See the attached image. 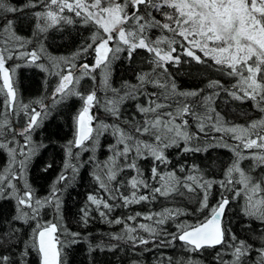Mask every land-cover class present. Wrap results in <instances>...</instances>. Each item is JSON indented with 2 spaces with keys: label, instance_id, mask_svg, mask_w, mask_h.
Returning <instances> with one entry per match:
<instances>
[{
  "label": "snow or ice",
  "instance_id": "snow-or-ice-1",
  "mask_svg": "<svg viewBox=\"0 0 264 264\" xmlns=\"http://www.w3.org/2000/svg\"><path fill=\"white\" fill-rule=\"evenodd\" d=\"M22 67L43 76L27 101ZM243 102L258 115L220 110ZM0 153V264H69L81 242L82 264L149 246L173 250L154 264H264V0H0ZM88 166L93 190L66 217ZM34 168L54 171L44 195ZM141 202L160 207L113 217ZM94 218L122 227L94 239Z\"/></svg>",
  "mask_w": 264,
  "mask_h": 264
},
{
  "label": "trees",
  "instance_id": "trees-1",
  "mask_svg": "<svg viewBox=\"0 0 264 264\" xmlns=\"http://www.w3.org/2000/svg\"><path fill=\"white\" fill-rule=\"evenodd\" d=\"M14 2H21V0H14ZM19 30L22 32V34H31L30 33V24L28 21H22L19 25ZM155 31V30H154ZM54 35L57 36V41L55 45L53 46L54 51H59L61 53H66L67 49L64 47L65 45H68V48H71L70 40L72 37L76 35V32L73 30L71 33V36L68 35V33H64V39L60 40L59 36L60 33H54ZM18 74L20 75V78L22 79L23 88L22 93L27 101L28 99H32L38 95H40L43 92V76L41 75L40 71L38 69H32V68H21L18 69ZM125 73L122 70H118L116 74V80L118 81L121 76H124ZM52 79V78H50ZM227 79V78H225ZM178 80L184 85V86H191L194 81L191 76H184V73L181 72L178 74ZM241 102H236L237 105H239ZM220 110L224 113H228V118L230 120H235L236 122L243 123L247 119V117L244 115V113L248 112L249 115L255 117L258 115L257 112H249V103L243 102V106L235 109L233 105L229 104L227 107H225L223 104L220 105ZM49 132L53 133L55 137H63L65 133H68V121H67V113H65L64 116L58 117L57 121L54 122L49 126L48 129ZM216 135H219L217 133ZM62 142V141H61ZM171 152V150H169ZM51 153L49 152L46 154L42 159H47L48 156H50ZM88 153H84V159L87 160ZM213 157V161H215V158L217 156H220L221 159H227L231 153L228 149L219 148L215 151H212L211 153ZM103 158V155L101 154V159ZM6 162V156L3 153H0V167ZM39 159L35 160L34 163L39 165ZM54 176V171L50 170L47 174L40 175L39 168H34L30 170V179H32L35 182V186L37 188L39 195H44L50 186V179ZM74 189V191H73ZM93 190V181L90 176V166L87 168H82L80 170V175L76 178L75 183H70L69 191L72 192L71 197H65L67 200V209H66V217H71L77 210V203L80 200H83L87 191ZM76 193H79L80 195L77 196ZM106 195V194H105ZM152 207L159 208L160 205L156 204L153 206H149L146 202H141L140 204H134L130 206V209H124V208H117L115 210V215H124L127 216L129 214V211H149L152 210ZM11 208L10 205L5 204L3 202H0V211H9ZM98 216V214L94 213V217ZM49 217L50 214H49ZM142 219V218H141ZM69 226L73 228V230H80L75 225V221L72 219H69ZM82 227V226H81ZM122 225H108L105 221H102L98 218H94L92 223L87 226V231L92 234V237L94 239L99 238L101 233H106L108 231L113 230H120ZM171 230V229H170ZM74 248H76L75 254L69 253L67 256V260L69 261V264H82L83 261L87 258L86 253V244L81 242L79 245H74ZM149 251L140 253H133L130 249H128L126 252H117L115 255L112 254H104L102 259H106L107 261H110L111 264H130L131 260H138L143 261L144 264H154L155 258L159 257V252H172L173 250L168 247H162L160 249H151L149 246ZM177 252H179V248L177 247Z\"/></svg>",
  "mask_w": 264,
  "mask_h": 264
},
{
  "label": "rangeland",
  "instance_id": "rangeland-1",
  "mask_svg": "<svg viewBox=\"0 0 264 264\" xmlns=\"http://www.w3.org/2000/svg\"><path fill=\"white\" fill-rule=\"evenodd\" d=\"M114 213H115V211H114ZM114 213H113V215H114ZM51 216V215H50ZM48 218H51V217H48Z\"/></svg>",
  "mask_w": 264,
  "mask_h": 264
}]
</instances>
